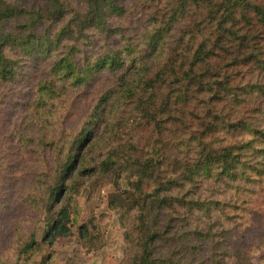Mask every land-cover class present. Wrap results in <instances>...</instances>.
Segmentation results:
<instances>
[{
    "label": "trees",
    "instance_id": "trees-1",
    "mask_svg": "<svg viewBox=\"0 0 264 264\" xmlns=\"http://www.w3.org/2000/svg\"><path fill=\"white\" fill-rule=\"evenodd\" d=\"M83 1L82 14L66 19L72 0H34L31 6L25 0H0V109L8 84L31 83L34 70L47 74L29 94L33 98L26 108L37 133L26 141L52 169L39 166L20 201L41 202L50 219L42 242L31 236L20 254L74 237L75 226L80 244L99 248L104 242L99 224L92 216L78 225L73 198L82 181L107 179L122 159L106 149L119 131L150 125L145 147L151 146L152 153L142 152L129 165L137 178L131 184L143 200L128 208L112 205L124 229L123 264H209L227 248L221 238L228 233L222 230L217 237L214 231L222 219L235 221L227 211L250 213L247 201L230 202L222 190L238 184L237 191L251 190L252 196V188L264 186V108L255 107L264 84L252 81L264 72V4L134 0L130 6L143 13L137 28L121 24L134 12L126 0ZM193 5L198 9L193 11ZM196 16L200 23L191 19ZM179 24L185 29L176 36ZM98 34L106 36L105 42L92 51ZM242 65L251 70V79L243 84L231 70ZM102 75L113 80L98 88L99 96L79 126L64 122V134L48 137V123L39 117L51 113L64 92L82 90L83 95ZM170 138L171 147L163 149ZM136 148L132 144L129 150ZM167 152L179 155L171 173L163 164ZM203 188L211 194H197ZM236 259V264H247L238 255ZM0 264L7 263L0 257Z\"/></svg>",
    "mask_w": 264,
    "mask_h": 264
},
{
    "label": "rangeland",
    "instance_id": "rangeland-1",
    "mask_svg": "<svg viewBox=\"0 0 264 264\" xmlns=\"http://www.w3.org/2000/svg\"><path fill=\"white\" fill-rule=\"evenodd\" d=\"M133 1L126 0L127 6L130 7L129 12L134 10L133 5L130 6ZM251 1L264 4V0H248V2ZM25 2L26 5L31 6L34 0H25ZM69 9L71 12L66 16V19L72 18L75 13L76 15L77 13L82 14L86 6L83 0H72ZM191 9L194 11L198 7L193 5ZM142 14L140 10H134L129 18L122 19L121 24L134 25L138 28L143 23L142 19L139 18V15ZM197 15H199L198 10ZM196 17L191 19L200 23V18ZM240 20L244 23L242 17H240ZM183 22L185 21L183 20ZM179 25L174 31L176 36L181 33L180 29L183 28V25ZM44 28L45 25H42L39 31H43ZM189 33L199 39L198 33L192 31H189ZM104 37H106L104 34L95 36V47L93 45L92 51L102 47L105 42ZM113 40L116 43V40ZM120 44L117 43L116 46ZM231 70L233 73L238 74L236 76L238 77L237 81L241 84L251 79V70L247 65H242L240 68L235 66ZM33 72L31 83L25 81L16 85L8 84L5 87L6 104L0 109V174L2 171L0 177V257L7 264H43L44 262L45 264H123L126 248L124 229L112 205L116 204L118 207L128 208L132 204L140 203L143 200V197L136 193V188L132 186V184H137V178L135 168H130L129 165H133L137 159H140L142 152H145L146 156L152 153L153 148L151 146L145 147L150 136H152L150 130L146 129L150 125L144 128L119 131L118 135L112 139V143L106 145V149L109 150L110 148L115 151L122 159L116 162L117 164L113 167L107 179L94 177L92 181H82L83 184L79 188V194L73 198V207L78 214V225L86 222L92 216L99 224L104 241L99 243V248L90 249L80 244L76 239L78 227L75 226L73 229L74 237L60 240L52 248L42 246L34 253L20 254L23 243L31 236L37 242H42L47 228V221L50 219L46 211L42 209L41 202L22 204L20 201L22 190L31 187L33 175L38 167L44 164L42 169H52V165L50 166L48 162L46 164L41 162L43 157L36 150L33 151L29 148L26 141L28 137H33L37 133L35 131L36 127H33L31 121L33 116L29 114L26 108V105L30 104L33 98L32 95H29L30 91L36 82L47 78L45 71L34 70ZM95 80L97 83L86 90L84 96L81 94L82 90H67L59 101L53 102L55 108L51 113H43L44 116L39 117L41 121L48 123L45 128L48 137L58 138L64 134L61 129L64 122L65 126L67 124L70 128L79 126L82 118L90 113L93 100L98 98V88L108 86L113 77L102 75ZM252 81L255 85H263L264 72H258L257 76H253ZM80 95L82 96L80 97ZM90 99L92 101L87 104ZM256 101L255 107L264 108V93ZM247 107L251 112V104ZM184 109H186V106H184ZM245 109L246 106L240 108L239 112ZM68 112H70V117H68ZM239 118L238 116L233 123L237 122ZM129 121L127 120V122ZM29 122L32 126H28ZM134 137L138 138L133 143ZM142 137L146 138V142H143ZM49 140L51 139L48 138ZM132 144H136V151L129 150ZM143 147L145 148L143 149ZM165 147H171V138L163 144V149ZM100 153H96L95 158H98ZM178 156V154L170 156L168 152L163 154V164L165 163L169 173L173 171ZM192 158L194 157H190L189 161H192ZM89 185L92 186V189ZM232 185L234 186L231 189H223L222 195L226 193L230 202L233 200L241 201V203L247 201L249 205L245 204V209H250V213L245 214L242 209L235 212L229 210L227 213L235 221L223 223L221 218V225L214 231L217 237L220 236L222 230L228 233V235L221 238L226 242L225 247L227 248L224 252L222 250L220 253L217 252L219 255L209 264H236L238 262L237 255L245 259L247 264H264V186L252 188L256 193L251 196V190L249 193L240 192L236 190L238 184ZM205 186L206 183L202 185V187ZM196 192L202 196L211 194V192L205 191V188L198 189ZM209 254L210 252L206 253L205 256L207 257Z\"/></svg>",
    "mask_w": 264,
    "mask_h": 264
}]
</instances>
